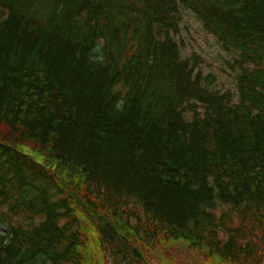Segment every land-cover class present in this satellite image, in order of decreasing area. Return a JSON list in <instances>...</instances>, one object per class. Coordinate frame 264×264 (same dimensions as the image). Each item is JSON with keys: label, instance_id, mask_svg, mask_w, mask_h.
<instances>
[{"label": "trees", "instance_id": "1", "mask_svg": "<svg viewBox=\"0 0 264 264\" xmlns=\"http://www.w3.org/2000/svg\"><path fill=\"white\" fill-rule=\"evenodd\" d=\"M0 224V264H264V0H0Z\"/></svg>", "mask_w": 264, "mask_h": 264}, {"label": "rangeland", "instance_id": "2", "mask_svg": "<svg viewBox=\"0 0 264 264\" xmlns=\"http://www.w3.org/2000/svg\"><path fill=\"white\" fill-rule=\"evenodd\" d=\"M116 12H113L115 15ZM181 24L186 25L187 27L181 28V33L183 36L184 46L183 48L186 51L194 50L204 57L206 63L203 64V73L212 70L215 73V82L214 85L217 87L227 86L231 78L227 75L228 65L222 59L226 55L225 51L219 52V47L214 41V38L211 34L206 33L205 31L198 29L197 21L191 16V14L186 13L183 17V22ZM221 65L226 67V70H221ZM25 151L32 153L36 159L42 160V154L34 151H30L28 147H23ZM0 229H4V226L0 224ZM161 252L162 259L160 260L156 256H149L150 264H223L220 262L219 258H203V255L198 254L194 251H191L188 248H183L180 246H159L156 250ZM86 261L84 264H103V254L99 249L95 236L93 232L89 233V243L88 248L85 251ZM108 264V262H107Z\"/></svg>", "mask_w": 264, "mask_h": 264}]
</instances>
